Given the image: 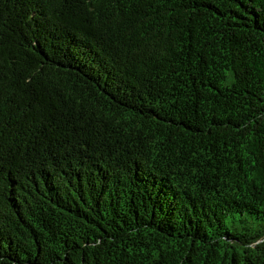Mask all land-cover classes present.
Masks as SVG:
<instances>
[{"label":"trees","instance_id":"obj_1","mask_svg":"<svg viewBox=\"0 0 264 264\" xmlns=\"http://www.w3.org/2000/svg\"><path fill=\"white\" fill-rule=\"evenodd\" d=\"M0 264H264V0H0Z\"/></svg>","mask_w":264,"mask_h":264}]
</instances>
